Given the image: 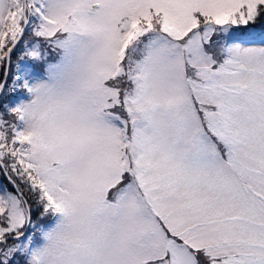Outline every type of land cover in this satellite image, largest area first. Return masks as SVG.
Masks as SVG:
<instances>
[{"label":"snow or ice","instance_id":"1","mask_svg":"<svg viewBox=\"0 0 264 264\" xmlns=\"http://www.w3.org/2000/svg\"><path fill=\"white\" fill-rule=\"evenodd\" d=\"M0 69V264H264V0H0Z\"/></svg>","mask_w":264,"mask_h":264},{"label":"trees","instance_id":"2","mask_svg":"<svg viewBox=\"0 0 264 264\" xmlns=\"http://www.w3.org/2000/svg\"><path fill=\"white\" fill-rule=\"evenodd\" d=\"M13 56H15V53L13 54ZM3 73V69H0V79H1V74ZM1 179H4V177L2 175H0ZM5 180V179H4ZM6 181V180H5Z\"/></svg>","mask_w":264,"mask_h":264},{"label":"rangeland","instance_id":"3","mask_svg":"<svg viewBox=\"0 0 264 264\" xmlns=\"http://www.w3.org/2000/svg\"><path fill=\"white\" fill-rule=\"evenodd\" d=\"M16 54V53H15ZM15 70V61H14V63H13V71ZM3 74V73H2ZM2 74H1V76H2ZM10 79V78H9Z\"/></svg>","mask_w":264,"mask_h":264}]
</instances>
